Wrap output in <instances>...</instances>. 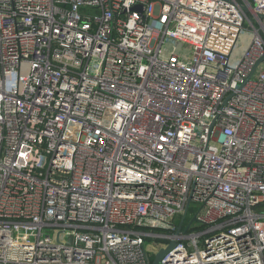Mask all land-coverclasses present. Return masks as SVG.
Returning a JSON list of instances; mask_svg holds the SVG:
<instances>
[{"label": "built area", "instance_id": "2783aa9c", "mask_svg": "<svg viewBox=\"0 0 264 264\" xmlns=\"http://www.w3.org/2000/svg\"><path fill=\"white\" fill-rule=\"evenodd\" d=\"M172 242L264 264V0H0V264Z\"/></svg>", "mask_w": 264, "mask_h": 264}, {"label": "water", "instance_id": "95a60500", "mask_svg": "<svg viewBox=\"0 0 264 264\" xmlns=\"http://www.w3.org/2000/svg\"><path fill=\"white\" fill-rule=\"evenodd\" d=\"M138 9H139V8H138ZM261 62H262V60L258 62L256 68L259 66V64H260ZM189 204H190V202L188 203V207H189ZM188 207H187L186 212H185V214H184V216H183V218H182V220H181V223H180V225H179V227H178V229H177V233H179V232L182 230V225H183V223H184V221H185V218H186V215H187V212H188ZM175 246H176V243H175V242H172V243L169 245V247H168L167 249H163V250H161V252L157 255V257H156V259H155V261H154L153 264H160L161 261H162V259H163V257H164V256H165V255L171 250V249H173Z\"/></svg>", "mask_w": 264, "mask_h": 264}, {"label": "rangeland", "instance_id": "374dc122", "mask_svg": "<svg viewBox=\"0 0 264 264\" xmlns=\"http://www.w3.org/2000/svg\"><path fill=\"white\" fill-rule=\"evenodd\" d=\"M195 205V204H194ZM193 218V213H189L186 219V225L188 224V222H190V220Z\"/></svg>", "mask_w": 264, "mask_h": 264}]
</instances>
